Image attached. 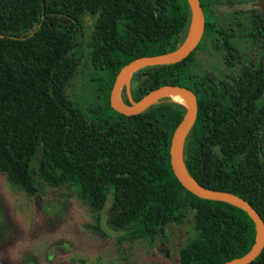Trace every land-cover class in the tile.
Masks as SVG:
<instances>
[{
	"label": "trees",
	"instance_id": "trees-1",
	"mask_svg": "<svg viewBox=\"0 0 264 264\" xmlns=\"http://www.w3.org/2000/svg\"><path fill=\"white\" fill-rule=\"evenodd\" d=\"M255 1L200 0L199 45L180 62L138 69L131 95L138 101L167 84L194 91L188 172L246 199L264 220V48L249 62L239 45L247 33L264 34V13L228 9ZM192 20L188 0H0V172L31 194L69 187L97 215L110 200L111 225L133 240L191 220L178 264H221L253 247L256 225L242 208L201 198L176 177L170 147L186 106L166 97L126 115L110 103L121 68L176 49ZM86 64L104 85L96 115L75 100ZM121 95L129 104L125 86ZM249 264H264V249Z\"/></svg>",
	"mask_w": 264,
	"mask_h": 264
},
{
	"label": "rangeland",
	"instance_id": "rangeland-1",
	"mask_svg": "<svg viewBox=\"0 0 264 264\" xmlns=\"http://www.w3.org/2000/svg\"><path fill=\"white\" fill-rule=\"evenodd\" d=\"M252 6L250 2L228 9ZM239 45L242 54L252 50L243 38ZM210 61L222 65L221 57ZM86 69L76 83L75 100L96 115L105 101L104 85L95 80L96 70ZM110 205L109 200L97 215L69 187L44 185L31 194L0 172V264L179 263V249L194 230L191 220L169 225L166 235L159 232L153 238L133 240L111 225Z\"/></svg>",
	"mask_w": 264,
	"mask_h": 264
},
{
	"label": "water",
	"instance_id": "water-1",
	"mask_svg": "<svg viewBox=\"0 0 264 264\" xmlns=\"http://www.w3.org/2000/svg\"><path fill=\"white\" fill-rule=\"evenodd\" d=\"M188 1L192 10L193 20L190 34L187 39L172 51L158 55L141 56L124 65L115 79L111 90L110 103L118 112L126 115H135L141 113L150 105L158 103L161 99L171 97L174 94H180L186 98L187 103L184 104L186 106V113L176 127L171 141L170 155L173 171L182 185L195 195L205 199L228 202L242 208L250 215L255 222L257 230L256 241L253 247L245 255L221 263L249 264L254 261L264 249V220L260 213L249 201L233 192L203 186L188 172L184 164V141L198 115V99L195 92L184 86L167 84L153 89L138 101L133 100L131 95V80L138 69L180 62L188 57L199 45L205 31L206 17L200 0ZM253 5L264 10V0H257ZM124 86L127 88L130 97L129 104L124 102L121 95Z\"/></svg>",
	"mask_w": 264,
	"mask_h": 264
},
{
	"label": "flooded vegetation",
	"instance_id": "flooded-vegetation-1",
	"mask_svg": "<svg viewBox=\"0 0 264 264\" xmlns=\"http://www.w3.org/2000/svg\"><path fill=\"white\" fill-rule=\"evenodd\" d=\"M256 2V1H255ZM254 3V2H253ZM261 13H264V10L261 9ZM259 32V29H258ZM246 37H243L246 43H249V46L252 50H250L248 53H245L243 59L246 61H255L260 55V51H262V48H264V34L257 33L256 36L255 33H247ZM251 57V58H249Z\"/></svg>",
	"mask_w": 264,
	"mask_h": 264
},
{
	"label": "bare ground",
	"instance_id": "bare-ground-1",
	"mask_svg": "<svg viewBox=\"0 0 264 264\" xmlns=\"http://www.w3.org/2000/svg\"><path fill=\"white\" fill-rule=\"evenodd\" d=\"M192 34H193V28H192ZM171 99L177 101V102H180V103H183V104H186L187 103V100L185 97H183L182 95L180 94H174L171 96Z\"/></svg>",
	"mask_w": 264,
	"mask_h": 264
}]
</instances>
